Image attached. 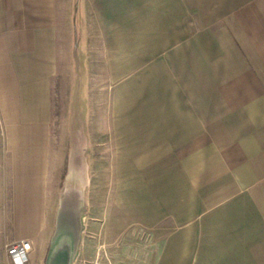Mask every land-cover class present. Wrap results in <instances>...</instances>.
<instances>
[{"label": "crops", "instance_id": "1", "mask_svg": "<svg viewBox=\"0 0 264 264\" xmlns=\"http://www.w3.org/2000/svg\"><path fill=\"white\" fill-rule=\"evenodd\" d=\"M77 22L101 39L90 54L123 56L118 68L133 72L116 134L132 135L155 168L138 196L148 203L137 236L148 238L123 240L101 264H264V0H0V185L15 230L38 229L23 215L38 211L37 143L57 120L62 66L72 65L62 39ZM58 144L44 149L60 157ZM13 239L1 264H14L7 246L20 241L32 243L27 264H51L38 239Z\"/></svg>", "mask_w": 264, "mask_h": 264}, {"label": "rangeland", "instance_id": "2", "mask_svg": "<svg viewBox=\"0 0 264 264\" xmlns=\"http://www.w3.org/2000/svg\"><path fill=\"white\" fill-rule=\"evenodd\" d=\"M88 26L82 22L71 24V39H62L71 47L72 65L68 67L69 59L63 63L59 93L54 97L57 120L51 124L44 143H37L38 155L44 153L40 162L44 173L36 184L38 211L36 215L32 211L23 215L27 222L28 217L34 220L37 230H15L9 185L7 189L0 185V259L6 250L1 247L3 243L27 236L48 247L49 260L55 242L61 239V254L70 255L73 243L76 245L77 264L114 263L116 256L111 251H116L123 240L129 245L134 236L148 238L137 236L145 234L138 232V209L148 203L147 198L138 196L149 190L155 168L143 165V154L132 135L116 134L117 96L126 93L123 88L132 80L133 72L118 68L116 61L123 56L90 54L93 43L100 46L101 39L97 34L93 37ZM102 62L108 70L102 69ZM106 121L107 142L100 134ZM52 142L59 143L60 157H56L58 150L44 149ZM101 155L108 161L100 160ZM68 184L72 198L67 194ZM28 200L32 203L33 197Z\"/></svg>", "mask_w": 264, "mask_h": 264}, {"label": "built area", "instance_id": "3", "mask_svg": "<svg viewBox=\"0 0 264 264\" xmlns=\"http://www.w3.org/2000/svg\"><path fill=\"white\" fill-rule=\"evenodd\" d=\"M33 250L30 241L14 242L7 246V252L14 264H27Z\"/></svg>", "mask_w": 264, "mask_h": 264}, {"label": "water", "instance_id": "4", "mask_svg": "<svg viewBox=\"0 0 264 264\" xmlns=\"http://www.w3.org/2000/svg\"><path fill=\"white\" fill-rule=\"evenodd\" d=\"M63 253L62 251H57V252H53L52 253V256L50 258V261H51V264H59V261L60 259H62V263L61 264H68V256L66 254V252L64 254H61ZM1 264V262H0Z\"/></svg>", "mask_w": 264, "mask_h": 264}, {"label": "bare ground", "instance_id": "5", "mask_svg": "<svg viewBox=\"0 0 264 264\" xmlns=\"http://www.w3.org/2000/svg\"><path fill=\"white\" fill-rule=\"evenodd\" d=\"M70 185L68 184V189H67V194H68V197H70V198H72L73 196H72V193L69 191V189H70V187H69ZM61 239H58L56 242H55V252H57V251H59V248H60V246L62 245V243H61V241H60Z\"/></svg>", "mask_w": 264, "mask_h": 264}]
</instances>
